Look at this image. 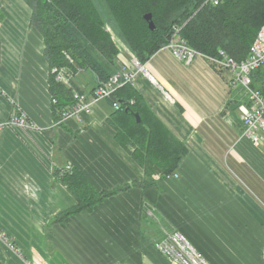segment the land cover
<instances>
[{"label": "crops", "instance_id": "1", "mask_svg": "<svg viewBox=\"0 0 264 264\" xmlns=\"http://www.w3.org/2000/svg\"><path fill=\"white\" fill-rule=\"evenodd\" d=\"M22 1L0 0V122L16 112L32 125L0 128V264H170L155 243L171 232L210 264H264V134L257 144L242 136L245 94L230 71L167 47L146 61L157 84L138 76L136 88L187 148L173 174L147 182L115 140L108 100L54 114L44 40ZM87 76L76 73L78 89L93 88ZM67 166L114 192L51 222L76 204L55 175Z\"/></svg>", "mask_w": 264, "mask_h": 264}, {"label": "trees", "instance_id": "2", "mask_svg": "<svg viewBox=\"0 0 264 264\" xmlns=\"http://www.w3.org/2000/svg\"><path fill=\"white\" fill-rule=\"evenodd\" d=\"M23 1L31 9L30 24L44 40L51 107L58 116L74 104L72 92L78 88L74 83L68 87L56 81L50 68L68 66L75 70L77 65L93 74L99 83L119 68L120 51L105 30L94 0ZM100 3L115 32L141 63L165 46L175 25L180 26V36L199 53L222 58V52L240 62L247 58L253 40L264 25V0H218L217 4L205 0H100ZM146 13L151 14L154 29L144 19ZM65 53L75 63L69 62ZM251 78V86L264 96V66L253 71ZM106 100L111 105L120 103L107 121L115 131V140L142 167L145 181L173 174L187 148L156 116L135 85L124 83ZM134 112L139 114V122ZM55 175L76 204L61 211L51 222L90 210L102 197L114 192H99L74 168L60 170Z\"/></svg>", "mask_w": 264, "mask_h": 264}, {"label": "built area", "instance_id": "3", "mask_svg": "<svg viewBox=\"0 0 264 264\" xmlns=\"http://www.w3.org/2000/svg\"><path fill=\"white\" fill-rule=\"evenodd\" d=\"M205 1H210L213 4H217L218 2V0ZM179 31L180 26H173L172 33L164 47H167L175 58L187 64L195 56L200 55L209 59L218 68L230 71L231 79L229 83L233 88L241 87L243 94H245V98L237 103V109L240 112L242 136L249 138L253 143H259L264 134V96L258 89L251 86V73L259 67L264 66V25L260 27L253 40L247 58L240 62L227 57L222 52V58L208 57L199 53L186 43L180 36ZM119 51L118 56L122 58L121 56H124L125 53L121 50ZM127 53L130 54L129 61L120 59L121 65L109 79L99 83L96 81L90 91L74 89L72 95L75 102L70 108L64 109L61 112L60 118L65 120L81 110H90L98 101L108 99L124 83H132L136 87L138 76H143L154 85L157 84L152 74L148 71L147 62L141 63L129 51ZM50 71L54 74L56 81L68 87L73 84L76 73L80 72V70L74 72L68 66H54L50 68ZM164 93L166 94L165 91ZM112 107L118 109L120 103L113 102ZM13 126L32 127L24 114L16 112L11 113L5 121L0 122V128ZM66 169L68 170L70 167L67 166ZM1 238L5 239L4 237ZM6 242L11 248L14 247V244L10 240L7 239ZM155 247L167 258L170 264H210L203 254L196 250L179 232L166 234L160 241L155 243ZM25 264L30 263L26 262Z\"/></svg>", "mask_w": 264, "mask_h": 264}, {"label": "rangeland", "instance_id": "4", "mask_svg": "<svg viewBox=\"0 0 264 264\" xmlns=\"http://www.w3.org/2000/svg\"><path fill=\"white\" fill-rule=\"evenodd\" d=\"M94 1H95V3H96V7H97V9L100 11V13H101V15H102L101 17H102L103 22H104V28H105V30L109 33V35H110V37L112 38L113 42L115 43V45H116L118 51L121 50L122 52H124V53L126 54L127 57H129L130 54H128L127 52L129 51V52L131 53V51H130V49L125 45L124 41L119 37V35L115 32L114 28H113L112 25H111V20H110V18H108L107 16L104 15V13H103L104 6L101 5L100 0H94ZM22 3H23V4H26L24 1H22ZM26 5H27V4H26ZM27 6H28V5H27ZM25 8L28 10V8H27L26 6H25ZM29 11H30V16H31V9H30V7H29ZM131 55H133V54L131 53ZM65 56H66V58H67V60H68L69 62H71V63H75L74 60H73V58H72L68 53H65ZM133 56H134V55H133ZM196 57H199V55H197ZM135 58H137V57H135ZM120 65H121V62H120ZM120 65H119V66H120ZM75 66H76V67H75V70H73V69L70 67L72 71L76 72L77 70H80L81 73L84 72V73H87V74H88L87 79H86V81H84V83H85V82H88V85H93V84H94V81H95V83H96L97 80H96V78H95V76H94L93 74H91L89 71H85L84 69L78 67L77 65H75ZM147 68H148V67H147ZM80 72H77V73H80ZM89 75H90V76H89ZM94 85H95V84H94ZM42 245H43V243H42V242H39L38 246H39L40 249L43 250V252H44V251H46V247H45V246L42 247ZM50 254H51V257H52L53 254H52L51 252H50ZM55 257H56V260H57V258H59V255H55ZM44 260H45V257H44ZM46 261H47V259H46Z\"/></svg>", "mask_w": 264, "mask_h": 264}, {"label": "water", "instance_id": "5", "mask_svg": "<svg viewBox=\"0 0 264 264\" xmlns=\"http://www.w3.org/2000/svg\"><path fill=\"white\" fill-rule=\"evenodd\" d=\"M144 19L148 22V26L150 29H154V23L151 19V14L150 13H146L144 14ZM121 103H126V101L124 100H120ZM128 108H126L127 110ZM135 118H136V121L139 122L140 121V117H139V114L137 112H134L133 113Z\"/></svg>", "mask_w": 264, "mask_h": 264}]
</instances>
